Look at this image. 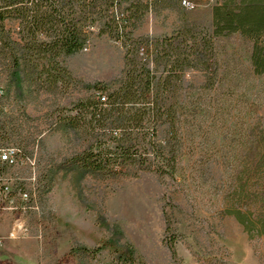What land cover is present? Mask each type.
<instances>
[{
    "label": "rangeland",
    "instance_id": "obj_1",
    "mask_svg": "<svg viewBox=\"0 0 264 264\" xmlns=\"http://www.w3.org/2000/svg\"><path fill=\"white\" fill-rule=\"evenodd\" d=\"M193 3V9L177 1L147 13L134 35H169L187 22L211 31L214 0ZM214 51L213 87L199 71L182 78L185 139L176 172L163 178L152 172L103 178L65 169L82 137L60 127L58 118L90 95L86 85L116 80L123 69L124 49L99 28L72 56L33 59L20 94L0 64V121L15 135L8 144L13 162L0 159V264H115V251L126 242L136 264H264V235L250 238L226 214L236 187L234 156L243 154L238 135L264 131V75H254L251 44L237 34L215 38ZM114 226L123 239L90 253Z\"/></svg>",
    "mask_w": 264,
    "mask_h": 264
},
{
    "label": "trees",
    "instance_id": "obj_2",
    "mask_svg": "<svg viewBox=\"0 0 264 264\" xmlns=\"http://www.w3.org/2000/svg\"><path fill=\"white\" fill-rule=\"evenodd\" d=\"M177 1L184 0H0V64L18 94L24 68L33 59H57L82 51L95 27L124 49L120 77L86 85L90 95L58 118L60 127L82 137L79 149L64 160L66 170L103 178H135L145 172L172 177L185 139L178 105L182 78L195 70L207 75V88L214 86L217 37L237 34L247 40L252 71L264 75V0H214L211 31L187 22L169 35H134L147 13L172 8ZM186 1L194 4L195 0ZM8 126L0 121V151L10 149L15 136ZM162 127L163 139L159 138ZM238 137L237 150L243 154L234 156L236 187L226 214L250 238L261 237L264 131L252 128ZM120 239L123 234L114 226L110 237L89 252L112 247ZM167 245L175 258V242ZM114 262L136 264L133 246L119 245Z\"/></svg>",
    "mask_w": 264,
    "mask_h": 264
},
{
    "label": "built area",
    "instance_id": "obj_3",
    "mask_svg": "<svg viewBox=\"0 0 264 264\" xmlns=\"http://www.w3.org/2000/svg\"><path fill=\"white\" fill-rule=\"evenodd\" d=\"M182 5L185 7V8H188V9H193L194 5L186 0L182 1ZM15 154V151L14 149H6V151H4V154L0 156V159L2 161H6V162H13V156Z\"/></svg>",
    "mask_w": 264,
    "mask_h": 264
}]
</instances>
